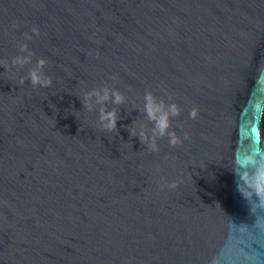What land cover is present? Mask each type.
Returning a JSON list of instances; mask_svg holds the SVG:
<instances>
[{
    "label": "water",
    "instance_id": "water-1",
    "mask_svg": "<svg viewBox=\"0 0 264 264\" xmlns=\"http://www.w3.org/2000/svg\"><path fill=\"white\" fill-rule=\"evenodd\" d=\"M40 59L51 86L21 84ZM105 88L113 131L84 107ZM263 103L264 0H0V264H264L232 170L264 162Z\"/></svg>",
    "mask_w": 264,
    "mask_h": 264
},
{
    "label": "clouds",
    "instance_id": "clouds-1",
    "mask_svg": "<svg viewBox=\"0 0 264 264\" xmlns=\"http://www.w3.org/2000/svg\"><path fill=\"white\" fill-rule=\"evenodd\" d=\"M33 33L39 35V31L36 28H33ZM27 35V34H26ZM27 39H32L31 36H27ZM21 53H27V55H17L13 57L11 61V66L16 67L19 66L23 68L25 65L32 63V52L28 49L27 44H22L20 46ZM7 63V61H5ZM47 61L45 59H40L36 62V64L30 69L28 75L26 77L21 78L20 83L23 84L25 79L29 80L33 86H40L43 88H47L51 86V79L46 78L43 74V69L46 66ZM3 66V65H2ZM96 97V103L102 104L104 107L100 110V122L102 125V131H113L117 128V112L115 108L108 109L106 102L110 101L114 105H120L125 102L124 96L117 89H109L105 88L103 93H100L98 90L93 89L88 92L85 96L84 107H87L89 111L92 110L91 106V98ZM144 112L147 115V119L154 124L155 130L159 133L160 136H168L171 145H176L181 141L175 135V133L168 132L170 127V117L179 115V108L173 103L167 106V108L163 107L162 104L157 103L154 99L153 94L148 91L144 95ZM197 112L193 109L191 116L195 118ZM135 135V132L131 133ZM140 139L142 143L148 141V137L146 134L141 131ZM152 151H158V147L156 145V138L152 137L150 144ZM261 152H264V149H261ZM249 168L242 169L237 171V166L234 165L232 170L237 175V191L241 194V196L247 200L252 201L253 198L260 203L264 204V162H257L250 166ZM176 185L168 184L165 180L161 184V188L168 187L174 188Z\"/></svg>",
    "mask_w": 264,
    "mask_h": 264
},
{
    "label": "trees",
    "instance_id": "trees-1",
    "mask_svg": "<svg viewBox=\"0 0 264 264\" xmlns=\"http://www.w3.org/2000/svg\"><path fill=\"white\" fill-rule=\"evenodd\" d=\"M260 128L262 129V127L264 126V103L261 109V117H260Z\"/></svg>",
    "mask_w": 264,
    "mask_h": 264
}]
</instances>
